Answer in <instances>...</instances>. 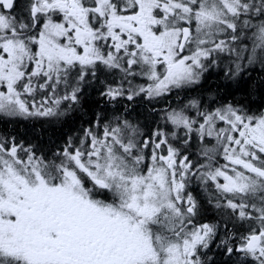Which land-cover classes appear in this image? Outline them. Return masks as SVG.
<instances>
[{"label":"snow or ice","instance_id":"obj_1","mask_svg":"<svg viewBox=\"0 0 264 264\" xmlns=\"http://www.w3.org/2000/svg\"><path fill=\"white\" fill-rule=\"evenodd\" d=\"M0 0V116L49 118L108 74L109 103L167 97L219 54L264 66V0ZM145 133L97 113L51 157L0 138V264H204L218 236L189 190L245 227L220 243L264 264V112L198 100ZM195 142L203 160L191 158ZM224 228H228L225 223Z\"/></svg>","mask_w":264,"mask_h":264},{"label":"trees","instance_id":"obj_2","mask_svg":"<svg viewBox=\"0 0 264 264\" xmlns=\"http://www.w3.org/2000/svg\"><path fill=\"white\" fill-rule=\"evenodd\" d=\"M25 0H16L15 13L23 15L24 9L20 5ZM234 57L227 53L218 56L202 74L199 82L180 91L177 96H170L147 100L136 97L132 101L121 100L118 103H109L102 95L105 86L111 83L108 74L98 73V79L85 83L80 93V103L66 114L49 118H8L0 116V138L15 139L25 147L31 146L37 155L51 157L60 151L69 138L79 139L85 128L91 127L97 113L111 120L114 116H123L134 124H138L145 133L164 128L161 119L166 108L187 104L191 100H198L208 109L224 105H233L246 111L259 114L264 111V66L254 64L244 66L238 73L235 71ZM168 128L166 127V131ZM191 158L198 163L203 160L198 155V146L195 142L191 148ZM204 189V191H203ZM189 190L200 205L201 222L220 224L219 236L224 237L226 231L242 232L235 222L228 219L226 214L217 212L212 203H209V193L205 187L193 179ZM205 194L206 199H203ZM228 228H224V224ZM241 226V225H239ZM224 249L221 259L216 261V252L207 251V264H235ZM214 249V248H213ZM224 262H220V261ZM241 262L238 261L237 264Z\"/></svg>","mask_w":264,"mask_h":264},{"label":"flooded vegetation","instance_id":"obj_3","mask_svg":"<svg viewBox=\"0 0 264 264\" xmlns=\"http://www.w3.org/2000/svg\"><path fill=\"white\" fill-rule=\"evenodd\" d=\"M27 3H28V0H25V3L23 2L22 5H20L21 8L24 9L23 15H26V13H27V9H26V5H27ZM224 54H225V53H224ZM220 56H223V53L219 54V57H220ZM156 99H157V98H156ZM153 100H154V99H153ZM166 109H168V108H166ZM203 191H204V189H203ZM206 197H208V196H206L205 194H203V199H206ZM216 210H217V209H216ZM217 212L223 214V212H222L221 210H217ZM207 223H209V222H207ZM235 225H236L239 229H241V230H245V227H246V226H244V227L239 226L240 224H238V223H235ZM232 226H233V222H232ZM219 232H221L220 229H219V231H218V236H217V238H216L215 240H213V241L210 243L209 248L206 249V250L204 251V254H203V256H202V259L204 260V264H205V259H206L207 251H208L211 247H212L211 252H212V253H213V252H216V254H217V257H216L217 259H216V261L219 260V259H221V255H222V254H221V251L224 249V248H223L224 245L220 243L221 237L219 236ZM213 248H214V249H213ZM227 255H230V256H231L230 259H231L232 261H234L235 264H237L238 261L241 262L240 264H243L242 257H241V255H240L239 253H235V252L232 253V254L227 253Z\"/></svg>","mask_w":264,"mask_h":264},{"label":"bare ground","instance_id":"obj_4","mask_svg":"<svg viewBox=\"0 0 264 264\" xmlns=\"http://www.w3.org/2000/svg\"><path fill=\"white\" fill-rule=\"evenodd\" d=\"M231 222H233V221H231ZM206 261H207V258L205 259V264H207V262H206ZM220 262H224V261H222V260H221Z\"/></svg>","mask_w":264,"mask_h":264},{"label":"rangeland","instance_id":"obj_5","mask_svg":"<svg viewBox=\"0 0 264 264\" xmlns=\"http://www.w3.org/2000/svg\"><path fill=\"white\" fill-rule=\"evenodd\" d=\"M224 54V53H223ZM166 131V127L163 128ZM202 158V157H201Z\"/></svg>","mask_w":264,"mask_h":264}]
</instances>
